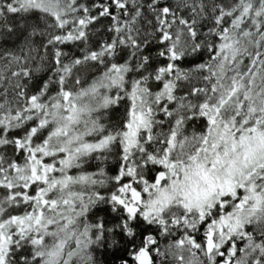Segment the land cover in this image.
Masks as SVG:
<instances>
[{"label": "snow or ice", "instance_id": "1", "mask_svg": "<svg viewBox=\"0 0 264 264\" xmlns=\"http://www.w3.org/2000/svg\"><path fill=\"white\" fill-rule=\"evenodd\" d=\"M0 264H264V0H0Z\"/></svg>", "mask_w": 264, "mask_h": 264}]
</instances>
